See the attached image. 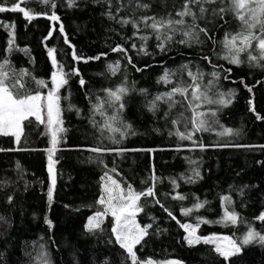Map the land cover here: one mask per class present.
Listing matches in <instances>:
<instances>
[{
    "label": "trees",
    "instance_id": "1",
    "mask_svg": "<svg viewBox=\"0 0 264 264\" xmlns=\"http://www.w3.org/2000/svg\"><path fill=\"white\" fill-rule=\"evenodd\" d=\"M16 2L20 0H0L5 6ZM124 2L127 4V0ZM143 2L151 3L152 8L147 12H136L137 17L174 13L173 3L179 6L182 0ZM55 3V9L39 0L22 3V7L37 14L31 22L19 12L0 13V25L15 24V43L11 52L8 51L10 30L0 26V62L10 61L12 79H20L25 85L19 89L21 94L37 91L46 94L53 87L51 74L56 71V66L48 55L49 48L56 49L58 64L69 74L66 77L68 84L59 93L61 97H67L61 100L63 127L67 131L60 134L62 139L53 155L57 179L51 202L48 199L51 177L47 152L51 138L46 123L40 124L34 117L30 118L32 124L25 121L19 145L15 144L14 137L0 136V148L5 149L0 151V264H41L43 253H47L50 264H131L111 231L115 226L112 216H106L100 229L90 232L87 228L89 219L105 209L99 203L107 180L105 173L125 188L131 185L137 192L152 186L153 174L157 178L155 197L141 198L143 211L137 216L141 226L151 225L149 234L135 248L141 260H178L181 264H264V246L258 243L242 246L239 254L226 261L214 251L212 244L201 242L189 246L185 239L187 232L180 227L183 223L194 226L198 223L199 236H230L238 243L249 225L264 234V221L257 219L264 213V119H257V114L264 117V69L249 67L246 63L229 64L222 59L219 43L225 32L238 30L239 22L231 14L224 20L218 17L212 20L209 16L210 23L203 20L198 23L208 27L213 39L201 33L202 43L188 47L176 42L182 38L177 34L167 50L160 52L150 29L140 33L151 36L145 45L133 36L131 25L121 27L109 20L104 14L107 4L94 0H77L76 7H68L67 0H55ZM116 6V0H113V12ZM52 11L60 17L59 21H50L43 15H50ZM131 15V8L119 13V16ZM60 23L64 25L67 41L58 30ZM133 43L137 45L136 49L131 47ZM117 46L127 49V53L114 52ZM141 46L146 47L149 55L139 51ZM73 52L81 59L74 58ZM245 55L241 59H245ZM96 56L100 59H89ZM126 56L131 57V63ZM204 57H209L211 63ZM117 61L120 70L113 75L108 65H115ZM184 64H188L193 72L199 69L205 74L203 84L212 79L211 72L222 73L218 85L209 95L214 96L217 88L222 92L232 89L237 92L228 106L213 104L201 109L216 110V117L210 119L219 123L213 124L214 131L196 132L192 140H180L174 134L177 128L187 131L183 120L179 124L172 123L180 112L186 117L191 115L186 106L178 104L169 112L166 104L158 102L155 113L149 110V102L156 95L173 87L172 83L160 81L166 70L175 73L173 82L190 83L186 71L181 68ZM213 65L223 67L214 68ZM227 68H231V73L225 80L223 72ZM22 71L27 74L21 76ZM80 79L85 81L84 85L79 83ZM37 80H44L48 87L42 88ZM241 80L252 87V93L240 83ZM121 84L129 89V93L124 97L125 107L120 112V120L132 126L123 139L119 133L107 129L101 134L104 121L113 115L114 109L105 105L104 116L93 110L97 98L106 97V89H115ZM176 99L181 98L177 96ZM250 100L255 105V112L250 110ZM118 125L119 121L114 126ZM224 128L233 129V134L217 135ZM110 136L121 142L113 143ZM95 147L114 151H89ZM16 148L20 150H9ZM117 149L127 151L121 153L115 151ZM177 195L186 199H173ZM224 196L231 197V203L224 201ZM203 201H207L205 207L194 209L188 216L183 214L182 209ZM225 208L239 214L236 225L223 221Z\"/></svg>",
    "mask_w": 264,
    "mask_h": 264
},
{
    "label": "snow or ice",
    "instance_id": "2",
    "mask_svg": "<svg viewBox=\"0 0 264 264\" xmlns=\"http://www.w3.org/2000/svg\"><path fill=\"white\" fill-rule=\"evenodd\" d=\"M25 2H31V0H20V2L13 3L11 6L0 4V13L19 12L23 14L26 20L31 22L33 19L37 18V14H33L30 10L26 9V7H22V3ZM39 2L50 5L52 9L56 7L55 0H39ZM94 2L107 4V11L104 13L107 18L120 24L121 27L131 25L134 29L133 36H137L141 41H144L145 45L151 36L140 35V33L144 29H150L151 34L154 35L158 41L157 48L160 52H165L167 50V46L175 39L177 34L181 35L182 38L176 42L188 47H191L193 43H202L200 39L201 33L208 39H213L209 34L208 27H201L198 21L203 20L206 23H210L209 16L212 20H215L217 17L220 20H224L226 15L231 14V16L239 22V28L235 32H225L223 38L219 41L223 50L222 59L235 66L246 63L249 67L264 69V0H182L179 6L173 3L172 7L176 9L174 13L168 12L166 15L159 16L140 15L139 17L136 16V12L150 11L152 8L151 3H145L143 0H127V4H125L124 0H116L117 6L115 12H113V0H94ZM213 5H215V7H212ZM67 6L76 7L77 0H67ZM126 8H131L132 15L119 16V13ZM43 15L50 21L60 20V17L55 11H52L50 15L47 13ZM225 23H227V21H225ZM141 25H143V29ZM0 26L10 30L11 35L8 41V51L11 52L12 46L15 43V24H3ZM54 30L55 25H53V31ZM58 30L60 33L64 34L65 40L67 41V34L65 33L63 23L59 24ZM48 35L51 37L52 31H50ZM253 44H255V48H253ZM131 47L136 49L137 45L133 43ZM113 51L127 53V49L122 46H117ZM139 51L143 52L145 55H149L144 46H141ZM48 55L51 57L53 66H56V71L51 74V84L53 87L46 94L40 91L21 94L19 89H23L25 85L20 79H12L10 75V61L4 59L0 62V136L14 137L15 144L19 145L24 131L25 121L32 124L33 120L30 118L34 117L36 122L40 124L46 123L51 138V147L47 149L48 171L51 177L48 199L49 202H51L57 179L54 168L56 161L53 160V155L56 151V146L62 139L60 134L67 131L63 127V109L61 107V100L67 99V97H61L59 93L61 88L68 84V79L66 77L69 74L64 72L62 65L58 64L55 48H49ZM242 55H245V59H241ZM73 56L77 60L81 59V57L75 56V52H73ZM126 58L129 63H131V57L126 56ZM89 59L99 60L100 56ZM204 59L211 63L209 57H204ZM85 62L87 61L85 60ZM213 67L222 68L223 66L213 65ZM108 68L112 74L115 75L120 70V62L117 61L115 65L109 64ZM181 68L183 71H186L187 76L190 78V83L183 80L173 82L172 76L175 75V73L166 70L160 77V81L165 84L172 83L173 87L169 91L156 95L154 99L149 102V110L155 113L159 107L158 102L166 104L169 112L178 104L186 106L191 115L186 117L183 112H180L178 113L177 119L173 120L172 123L179 124L181 120H183L184 128L187 131H180L179 128H177L174 134L178 136L180 140H192L196 132L214 131L213 124L219 123L218 120L210 119L216 117V110L209 108L207 111H202L201 109L205 105L213 104L228 106L232 103V99L236 96L237 92L234 89L222 92L217 88L214 96L209 95L211 90L218 85L222 75L221 72H211L209 75L212 79H210L207 84H203L205 74L202 71L197 69L193 72L188 64L182 65ZM140 70L141 69H137V71ZM230 73L231 68L224 69L223 79L227 80L229 78L228 74ZM26 74L25 71L20 73L21 76ZM36 83L42 88L48 87L44 80H37ZM79 83L84 85L85 81L80 79ZM240 83L243 84L249 93H252V87L244 83L243 80H241ZM105 92L106 97L104 99L98 97L97 103L93 105V110L94 112H98L101 116H104L106 115L105 105H107L108 108L114 109V112L113 115L109 116L108 119L104 121L101 134H103V129H107L111 133H119L121 139H123L129 134L132 128L131 124H125L120 120V112L125 107L123 102L124 97L129 93V89L124 84H121L115 89H106ZM141 92L146 93V90H141ZM177 96L181 99H176ZM249 104L251 106L250 110L255 112V105L252 100L249 101ZM69 107L71 108V105ZM165 115L167 116L168 113H165ZM257 119H264V117L257 114ZM117 121H119V125L114 126L117 124ZM93 123L95 125L96 122L93 121ZM189 125H191V128H189ZM171 134L173 133H170V135ZM232 134L233 129L231 128H224L223 131L217 133V135L221 136ZM109 139H111L113 143L121 142V140L116 139L115 136H110ZM200 147L203 148L204 146L201 144ZM9 150L20 149L16 148ZM0 151H5V149L0 148ZM89 151L103 153L114 150L95 147L89 149ZM115 151L122 153L127 150L117 149ZM111 171L115 172V169ZM196 175H199V173L197 172ZM105 176L111 181V184H105L104 191L108 194L107 199L101 196L99 203L101 205H106V207L103 212H97L95 216L89 219L88 230L93 232L96 229H100L101 219L105 214L111 213L115 219V226L111 231L115 234L116 242H118L120 247L127 253V259H130L131 264H181L179 261L155 262L152 259L141 260L135 251L136 246L142 243L144 237L149 234L148 229L151 228V225H139L135 217L138 212L143 211V206L140 205L141 198L155 197L156 195L154 189L157 178L155 175L153 174L151 178L152 186L140 192L133 189L131 185L125 188L117 180L108 176L107 173H105ZM173 183H175V181H173ZM113 192H116V195H113ZM9 199L11 200V198ZM173 199L184 200L186 197L177 195L174 196ZM223 200L231 203V197L229 196H224ZM113 201H118V205L114 204ZM155 202L159 203V200ZM206 203L207 201L198 202L195 203L192 208L182 209L183 214L188 216L194 209L198 210L205 207ZM161 207H163V205H161ZM165 211L168 210L165 209ZM168 215L176 219L171 212H168ZM257 219L264 221V213ZM223 221L228 224L236 225L239 221V214L236 213L234 209L229 210L225 208ZM177 222L179 223V221ZM48 223L51 225L52 222L49 220ZM203 223H208V221H203ZM180 227L187 232L185 239L189 246H194L201 242L204 244H213L214 251L226 261L230 257L239 254L244 245L258 243L264 246V234L256 231L250 225L240 243L232 237L227 236L201 237L196 234L199 227L198 223L195 226L189 223H183L180 224ZM40 259L41 264H50L47 253H43Z\"/></svg>",
    "mask_w": 264,
    "mask_h": 264
},
{
    "label": "rangeland",
    "instance_id": "3",
    "mask_svg": "<svg viewBox=\"0 0 264 264\" xmlns=\"http://www.w3.org/2000/svg\"><path fill=\"white\" fill-rule=\"evenodd\" d=\"M113 178V177H112ZM113 179H115V178H113ZM116 180V179H115ZM111 184V181H109L108 179L105 181V183H104V186H103V190H104V187H105V184ZM107 193H105V191H104V194H103V196L105 197V199H107ZM113 195H116V192H113ZM113 203L114 204H117L118 205V201H113ZM105 207H106V205H104ZM140 212H138L137 214H136V217H135V219H136V222L139 224V222H138V219H137V216H138V214H139ZM107 215H109V216H112L111 215V213H107V214H105V216L101 219V221H100V223L102 224L104 221H105V219H106V216ZM113 217V216H112ZM114 218V217H113ZM89 222V221H88ZM114 222H115V219H114ZM140 225V224H139ZM87 228H88V224H87ZM198 230V229H197ZM197 234V233H196ZM198 235V234H197ZM213 236H218V237H226V236H224V235H213ZM209 237V236H208ZM227 237H230V236H227ZM221 242H223V241H221ZM213 245V244H212ZM214 246V245H213ZM166 261H178V260H166ZM156 262V261H155ZM160 262H162V261H160ZM180 262V261H179Z\"/></svg>",
    "mask_w": 264,
    "mask_h": 264
}]
</instances>
